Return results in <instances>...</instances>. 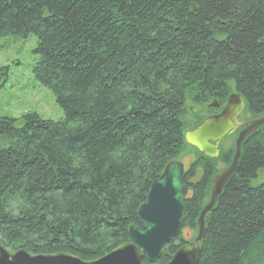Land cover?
Returning <instances> with one entry per match:
<instances>
[{"label":"trees","instance_id":"16d2710c","mask_svg":"<svg viewBox=\"0 0 264 264\" xmlns=\"http://www.w3.org/2000/svg\"><path fill=\"white\" fill-rule=\"evenodd\" d=\"M30 35L32 76L63 115H0V245L106 255L130 242L151 183L187 148L183 227L196 234L234 145L212 159L183 135L231 92L243 115H264V0H0V37ZM187 102L200 107L189 122ZM263 170L259 126L204 216L198 264H264ZM185 242L170 241L153 264Z\"/></svg>","mask_w":264,"mask_h":264},{"label":"water","instance_id":"95a60500","mask_svg":"<svg viewBox=\"0 0 264 264\" xmlns=\"http://www.w3.org/2000/svg\"><path fill=\"white\" fill-rule=\"evenodd\" d=\"M243 106V98L231 93L219 113L204 118L184 133L187 144L202 155L214 158L218 155L219 142L236 128L244 126L235 139L230 165L211 179L209 201L199 213L196 237L179 247L166 264H198L203 218L214 207L224 185L235 171L242 140L264 125V116L250 121H237ZM182 175V163L174 161L165 166L161 175L151 183L144 202L137 210L139 225H131L128 229L131 241L121 243L104 256L84 261L69 253L32 254L23 249L9 251L0 245V264H145L144 259L154 263L163 247L177 237L183 227L186 210L183 197L187 188Z\"/></svg>","mask_w":264,"mask_h":264},{"label":"rangeland","instance_id":"374dc122","mask_svg":"<svg viewBox=\"0 0 264 264\" xmlns=\"http://www.w3.org/2000/svg\"><path fill=\"white\" fill-rule=\"evenodd\" d=\"M36 44V38L30 35L26 38L0 37V77L3 75V82L0 84V115L19 118L25 113L34 112L44 119L57 120L63 115L62 110L55 102L54 96L32 76L36 56L32 53ZM0 78V82H1ZM194 108V111L185 115V121L191 120L190 116L197 113L200 107L186 103V109ZM232 139L223 144L230 146ZM187 148L179 156L181 162L186 166L193 155L186 153ZM264 179V170L259 172L258 182ZM195 233L189 228L181 230V237L192 241Z\"/></svg>","mask_w":264,"mask_h":264},{"label":"bare ground","instance_id":"6f19581e","mask_svg":"<svg viewBox=\"0 0 264 264\" xmlns=\"http://www.w3.org/2000/svg\"><path fill=\"white\" fill-rule=\"evenodd\" d=\"M240 145H241V144H240ZM223 170H224V169H223ZM221 171H222V170H221ZM221 171H219V172H221ZM219 172H218V173H219ZM216 174H217V173H216ZM216 174H215V175H216ZM215 175H214V176H215ZM214 176H213V177H214ZM209 193H210V191H209ZM184 215H185V214H184Z\"/></svg>","mask_w":264,"mask_h":264},{"label":"flooded vegetation","instance_id":"af4514ba","mask_svg":"<svg viewBox=\"0 0 264 264\" xmlns=\"http://www.w3.org/2000/svg\"><path fill=\"white\" fill-rule=\"evenodd\" d=\"M233 145H234V142H233ZM241 146V145H240ZM223 170V169H222Z\"/></svg>","mask_w":264,"mask_h":264}]
</instances>
